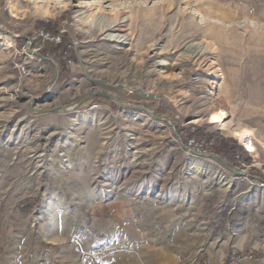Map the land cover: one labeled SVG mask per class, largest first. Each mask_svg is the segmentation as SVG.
<instances>
[{"label": "rangeland", "instance_id": "rangeland-1", "mask_svg": "<svg viewBox=\"0 0 264 264\" xmlns=\"http://www.w3.org/2000/svg\"><path fill=\"white\" fill-rule=\"evenodd\" d=\"M263 184L264 0H0V264H264Z\"/></svg>", "mask_w": 264, "mask_h": 264}, {"label": "crops", "instance_id": "crops-1", "mask_svg": "<svg viewBox=\"0 0 264 264\" xmlns=\"http://www.w3.org/2000/svg\"><path fill=\"white\" fill-rule=\"evenodd\" d=\"M132 212L131 208L129 206H124L121 210V213L113 216L117 218H124L127 219L130 216V213ZM115 221V220H114ZM141 239H145V245H143V250L147 252V254H150V256L154 257L156 260V263L158 264H171V260H173L172 253L167 250L163 245H156V237H153L151 235H140ZM144 243V241H143Z\"/></svg>", "mask_w": 264, "mask_h": 264}, {"label": "trees", "instance_id": "trees-1", "mask_svg": "<svg viewBox=\"0 0 264 264\" xmlns=\"http://www.w3.org/2000/svg\"><path fill=\"white\" fill-rule=\"evenodd\" d=\"M242 149L243 148L237 145L236 142L229 144L227 140H224L223 138L220 139L218 145L216 146L217 154L220 158L227 164L235 167L240 166L241 163H248L251 160L248 153Z\"/></svg>", "mask_w": 264, "mask_h": 264}, {"label": "built area", "instance_id": "built-area-1", "mask_svg": "<svg viewBox=\"0 0 264 264\" xmlns=\"http://www.w3.org/2000/svg\"><path fill=\"white\" fill-rule=\"evenodd\" d=\"M38 38L42 39V41H50V42H59L60 41V37L59 36H54L49 32H39L38 34ZM21 71L22 72H26V69L24 66H21ZM251 142H255V138L252 136V139H250V141H248V139H246L244 142H240V145L242 146L243 150L245 152H247L248 154L252 155L253 153H255V151H252L249 149L248 145ZM194 142L193 140L189 141V145H192ZM193 145H197V144H193ZM199 150V149H197ZM264 185V184H263ZM253 259V255L251 254H239L236 252H231L228 259L223 263V264H243V262H248L251 261Z\"/></svg>", "mask_w": 264, "mask_h": 264}, {"label": "bare ground", "instance_id": "bare-ground-1", "mask_svg": "<svg viewBox=\"0 0 264 264\" xmlns=\"http://www.w3.org/2000/svg\"><path fill=\"white\" fill-rule=\"evenodd\" d=\"M111 25V22L105 20L103 21V24H102V29L103 30H107V27H109ZM101 29V30H102ZM112 37L116 40H119V41H122L124 38H126L125 35H112ZM192 45H190L188 48H187V51L190 52V49H191ZM210 122H216V123H220L221 125H224L223 124V119H222V116L220 113L218 112H215L213 113L211 116H210ZM251 134V130L249 129H246V128H242V129H239V130H235L234 132V135L235 136H238L240 138V142H244L246 139H248V141H250V139H252V135ZM253 146H254V143L251 142L248 147L250 150L254 151L253 149Z\"/></svg>", "mask_w": 264, "mask_h": 264}]
</instances>
